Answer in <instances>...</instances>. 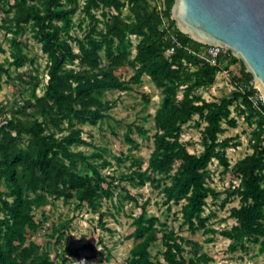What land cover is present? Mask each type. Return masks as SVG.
<instances>
[{"label": "trees", "instance_id": "16d2710c", "mask_svg": "<svg viewBox=\"0 0 264 264\" xmlns=\"http://www.w3.org/2000/svg\"><path fill=\"white\" fill-rule=\"evenodd\" d=\"M2 1L8 5L7 29L14 35L10 40L13 64L20 68L34 62L18 40L30 29L46 55L47 80L43 93L37 95L42 83L38 76L26 78L20 73L11 78L0 64V82L4 73L9 81L16 79L30 88L29 95L22 96L18 104L0 106V264H65L68 255L78 254L68 248L67 257L58 263L47 252H40L34 241H28L27 233L39 227L32 210L47 205L50 199H75L78 207L86 204L95 211L103 197L113 195V180L108 181L109 176L101 174L99 165L89 161L101 159L102 155L95 152L88 157L71 149L93 146L75 126H94L106 119L112 108L105 99L106 92L127 90L143 75L161 91L153 116V149L146 168L141 170L135 163L136 169L122 178L135 186L149 182L156 187L168 179L170 183L162 188L165 204H181V226H187L190 233H218L207 227L208 217L203 215L208 195L217 197L208 185V165L216 159L225 171L229 169L226 149L238 144H232L231 137L220 140L219 135L226 131L224 121L236 127L235 119L230 117V107L235 104L247 123L254 124L252 152L231 169L239 183L230 195L238 197L239 206L230 213L235 224L219 234L231 241V250L245 248V242L250 241L264 253V102L257 98L252 75L239 59L229 54L218 66H212L200 58L207 46L177 29L170 17L173 0H84L82 6L79 0ZM158 2L162 4L160 10ZM79 10L89 19L83 38L70 34L73 17ZM95 10L100 11L101 19ZM164 19L167 28L163 27ZM131 36L138 39L135 45ZM171 48L173 52L168 53ZM236 63H240L241 70L232 78L235 90L218 102L206 101L199 90L210 86L218 72ZM69 65L75 67L68 68ZM125 65L134 71L129 81L115 74ZM194 116L205 122L199 155L190 153L180 140L183 126ZM132 127L128 126L124 139L134 145L129 134ZM135 129L145 135L141 126ZM78 163L88 172L77 171ZM101 165L109 163L102 160ZM126 198L137 204L129 192ZM138 206L141 213L133 218L134 231L130 235L135 243L125 264H160L150 252L159 233L167 264H206L211 260L199 252L196 242L176 236L173 230L158 228L159 220L147 214L146 204ZM85 248L96 254L95 247Z\"/></svg>", "mask_w": 264, "mask_h": 264}, {"label": "rangeland", "instance_id": "374dc122", "mask_svg": "<svg viewBox=\"0 0 264 264\" xmlns=\"http://www.w3.org/2000/svg\"><path fill=\"white\" fill-rule=\"evenodd\" d=\"M12 3L13 0H10V4ZM83 3L84 0H79L80 6ZM7 8L8 5L0 0V64L9 71L11 78L20 73L25 74L26 78L29 75L38 76L42 83L37 88L36 94L41 95L47 80L46 55L42 53L41 45L33 37L32 31L27 29L18 40L24 46L23 51L34 62L20 68L13 64L10 40L14 35L8 31L5 23ZM123 12L126 13L127 9L125 8ZM94 13L101 19L100 11L95 10ZM88 26L89 19L79 10L73 17V28L70 34L76 38H83ZM98 27L103 26L98 24ZM131 40L135 45L138 39L131 36ZM71 44L77 50L76 44L74 42ZM240 70V63L230 64L227 70L216 74L210 86L199 90V93L208 102H218L223 97H229L235 90L232 78L238 76ZM115 74L121 80L129 81L134 71L125 65ZM1 78L0 106L16 105L21 101L22 96L29 95L28 85H23L16 79L9 81L4 73ZM254 85L258 90L257 98L259 99L261 94L259 86L255 83ZM26 90L27 93H24ZM160 98V89L153 85L148 76L143 75L139 83H130L127 90L106 92L105 99L112 104L106 119L94 126L76 124L75 127L82 130V137L93 146L79 145L72 146L71 149L80 151L88 157L95 152L102 155L101 159L89 158V161L99 165L101 174L109 176L108 181L113 180L112 183L115 186L112 188L113 195L103 197L95 211L86 204L78 207L75 199H50L47 205L33 208L32 213L39 227L35 232L27 233L28 241H34L39 245L40 252H47L51 260L58 263L67 257L65 251L69 248L76 250L78 254L68 255V261L65 264H125L135 243L130 237L134 231L133 218L141 213L138 205L146 204L147 214L159 220L160 224L157 227L167 231L173 230L176 236L196 242L199 252L211 258L206 264H264V253L258 251V244L246 241L245 248L238 246L236 250H231L229 249L231 241L219 234L220 231L229 229L235 224V219L230 216V213L232 208L239 206L238 197L230 195L232 188L239 183L231 169L237 161L252 152L251 132L254 124L247 123L244 115L238 113L235 104L230 107V117L235 119L236 127H229L224 121L222 126L226 131L219 135L220 140L231 137L232 144H238L226 149L225 155L229 162V169L225 171L216 159L208 165L211 174L208 185L217 193V197L208 195L203 215L208 217L207 227L218 233L212 234L203 230L190 233L187 226H181V204H165L162 188L164 184L170 183L168 179L165 178L166 181L163 179L156 187L149 182L142 186H135L128 179L122 178L123 175L136 169L135 163L140 164L141 170L148 164L155 132L153 116ZM197 122L199 125H196ZM129 125H133L129 134L135 142L134 145L124 139ZM135 126H141L145 135H140ZM204 126L205 122L198 116H194L183 126L180 140L192 154L199 155L203 150L201 140ZM102 160H106L109 165L102 166ZM76 170L81 173L88 172V168L81 163L76 165ZM0 189H3L1 183ZM127 192L136 198L137 204L126 198ZM100 214H103L102 219L99 218ZM61 226H63L62 229L56 232V228ZM156 238L157 240L150 248L151 257L160 264H167L162 256L165 247L161 234H156ZM87 245L95 247L96 254L93 255L92 250L85 248Z\"/></svg>", "mask_w": 264, "mask_h": 264}, {"label": "water", "instance_id": "95a60500", "mask_svg": "<svg viewBox=\"0 0 264 264\" xmlns=\"http://www.w3.org/2000/svg\"><path fill=\"white\" fill-rule=\"evenodd\" d=\"M170 17L193 41L239 59L264 102V0H173Z\"/></svg>", "mask_w": 264, "mask_h": 264}, {"label": "built area", "instance_id": "2783aa9c", "mask_svg": "<svg viewBox=\"0 0 264 264\" xmlns=\"http://www.w3.org/2000/svg\"><path fill=\"white\" fill-rule=\"evenodd\" d=\"M157 5H158V8L160 10L162 7V4L158 2ZM167 26H168V22L166 19H164L163 20V27L167 28ZM173 41H175V40H173ZM172 52H173V48L168 50V53H172ZM229 54H231V52L222 46H211V47L207 46L205 48L204 52L199 55V57L202 58L203 60H205L206 62H208L212 66L213 65L218 66L220 64V60L222 58H226L227 56H229ZM252 84H253L254 88L256 89L254 82H252ZM259 99H261L263 101L261 94H260Z\"/></svg>", "mask_w": 264, "mask_h": 264}]
</instances>
